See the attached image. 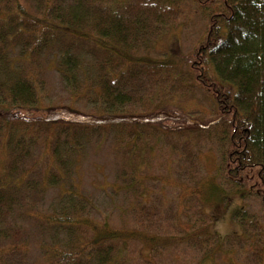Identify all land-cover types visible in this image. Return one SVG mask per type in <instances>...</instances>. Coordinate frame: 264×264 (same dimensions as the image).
Masks as SVG:
<instances>
[{
    "label": "trees",
    "instance_id": "16d2710c",
    "mask_svg": "<svg viewBox=\"0 0 264 264\" xmlns=\"http://www.w3.org/2000/svg\"><path fill=\"white\" fill-rule=\"evenodd\" d=\"M187 1L0 0V264H263L264 219L245 206L221 242L202 185L214 156L264 209V0ZM198 8L206 33L184 56L171 33ZM194 87L207 120L178 100ZM92 142L117 167L103 200L66 186ZM49 190L71 201L42 211Z\"/></svg>",
    "mask_w": 264,
    "mask_h": 264
},
{
    "label": "rangeland",
    "instance_id": "374dc122",
    "mask_svg": "<svg viewBox=\"0 0 264 264\" xmlns=\"http://www.w3.org/2000/svg\"><path fill=\"white\" fill-rule=\"evenodd\" d=\"M183 2L186 3L188 1L183 0ZM205 15L206 14L198 8L197 12H192V14L189 13V17L185 18L182 23L178 24L171 33L172 37L175 36L178 38L179 43L182 45V55H188L192 50L193 44L201 39L202 34L206 33L208 20L207 17L205 19ZM170 42L171 41L169 38H165L158 46V50L162 51V54L167 53ZM178 60L179 57L175 55L173 56L172 63L177 64ZM178 69L181 70V75L187 78L189 77L187 68L179 67ZM50 78L51 79L49 80V83L51 88H53L55 92H59V76L56 74V72H52L50 74ZM191 85L193 84L191 83ZM191 85L190 83L188 84L189 88ZM178 100L183 104L184 107L188 108L189 112L195 113L196 115L194 116H196V118L199 120H207L208 117H210L214 112V105L210 98L196 87L192 88V91L190 90L189 93L185 91V94H183ZM197 113H199V116ZM116 132L118 131H114L113 134H111L109 131L107 132V135L110 137V139H113V137L116 135ZM193 137H200V134H194ZM95 141H97V139H95L94 142ZM110 145L111 143H108L106 147H100L93 144V142L90 143L87 149L85 148L86 151L84 152L83 158L80 160V167L76 176L73 175L74 179L71 181L68 180L66 186L68 188H72L73 191L78 188L81 191L83 190L85 192H89L95 195L99 200H103L105 196L107 197L108 194L101 191L103 189L102 184L104 183L105 178H108L109 181H112L115 175V170L117 169V167H115V158L109 149ZM41 148L42 146H39L38 150L35 151V153L38 155L35 163H44V160L39 158V155L44 156ZM204 150L207 155L206 158L209 157L211 153L210 145L208 143H205ZM212 159V163H208L209 166L204 164L205 170L208 168V174L205 173L203 178L204 180L202 179L204 181L202 185L204 191V209L206 214L211 218V234L216 235L222 242L226 237L242 235V229L234 218L238 211L246 206L251 213H255L256 216L262 220L264 219V209L260 206L259 202L255 198L249 197L245 200L244 191H241L239 187L224 181L223 178H221L220 172H216V168L213 166V164H216L218 160L214 156ZM103 175L105 176L104 179ZM212 182H215L218 187ZM58 197L59 196L56 190H49V192L46 194L45 200V204L48 206L43 208L41 207V210H56L59 209V204H66L71 201L70 198L67 197L66 198L68 200L64 198V200L60 201ZM113 199L115 202L110 197H108L107 203L109 201L110 204L106 203L107 206L105 212L110 210L114 204L116 206V214L114 215L113 223L115 225H120L122 223V218L119 209L123 208L124 196L119 195ZM22 221L24 220L21 217L19 219V223H22ZM24 224L26 225V223ZM64 236L65 234H62L61 238ZM30 251V255L33 259L40 258L42 256V252L39 250L38 245L34 243L30 245ZM230 254L228 258L235 260L234 254H231L232 256H230ZM220 257V255H216V259ZM228 258L223 257L222 259H218L217 262L218 264H231ZM237 261L238 260L236 259L233 262L235 264H239ZM207 264H212V262L209 261Z\"/></svg>",
    "mask_w": 264,
    "mask_h": 264
}]
</instances>
